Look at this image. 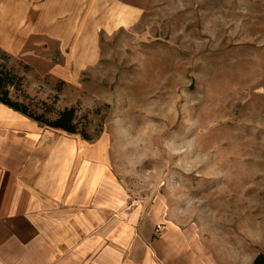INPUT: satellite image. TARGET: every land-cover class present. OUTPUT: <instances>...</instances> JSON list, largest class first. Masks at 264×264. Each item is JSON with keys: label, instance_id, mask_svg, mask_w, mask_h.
Returning <instances> with one entry per match:
<instances>
[{"label": "rangeland", "instance_id": "obj_1", "mask_svg": "<svg viewBox=\"0 0 264 264\" xmlns=\"http://www.w3.org/2000/svg\"><path fill=\"white\" fill-rule=\"evenodd\" d=\"M124 1L141 15L88 54L77 33L55 38L66 0H0L12 96L49 117L75 107L130 204L161 200L218 263L250 264L264 251V0Z\"/></svg>", "mask_w": 264, "mask_h": 264}, {"label": "crops", "instance_id": "obj_2", "mask_svg": "<svg viewBox=\"0 0 264 264\" xmlns=\"http://www.w3.org/2000/svg\"><path fill=\"white\" fill-rule=\"evenodd\" d=\"M60 8V47L77 33L70 47L88 54L95 34L142 13L124 0ZM99 155L98 146L0 103V264H220L191 229L167 219L161 200L132 206Z\"/></svg>", "mask_w": 264, "mask_h": 264}, {"label": "trees", "instance_id": "obj_3", "mask_svg": "<svg viewBox=\"0 0 264 264\" xmlns=\"http://www.w3.org/2000/svg\"><path fill=\"white\" fill-rule=\"evenodd\" d=\"M9 72V70H0V103L43 126L59 129L70 134H79L84 140L92 139L85 128L78 127L75 107L70 106L59 108L53 111L54 114L52 117H49L45 112H36L34 110L32 107L33 105L31 104L33 99L26 102L13 97L10 88L19 85L21 80L15 74L11 75ZM57 82L60 83L61 81L59 80ZM250 264H264V251L256 253Z\"/></svg>", "mask_w": 264, "mask_h": 264}, {"label": "built area", "instance_id": "obj_4", "mask_svg": "<svg viewBox=\"0 0 264 264\" xmlns=\"http://www.w3.org/2000/svg\"><path fill=\"white\" fill-rule=\"evenodd\" d=\"M138 203H139L138 200H134V202H132L131 205H132V206H133V205H137Z\"/></svg>", "mask_w": 264, "mask_h": 264}]
</instances>
